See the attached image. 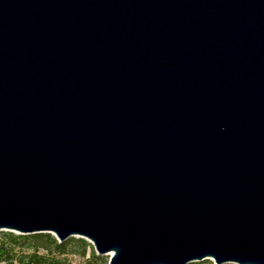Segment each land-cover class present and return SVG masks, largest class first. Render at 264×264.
I'll return each mask as SVG.
<instances>
[{
	"label": "water",
	"instance_id": "water-1",
	"mask_svg": "<svg viewBox=\"0 0 264 264\" xmlns=\"http://www.w3.org/2000/svg\"><path fill=\"white\" fill-rule=\"evenodd\" d=\"M0 230L264 264V0H0Z\"/></svg>",
	"mask_w": 264,
	"mask_h": 264
},
{
	"label": "trees",
	"instance_id": "trees-1",
	"mask_svg": "<svg viewBox=\"0 0 264 264\" xmlns=\"http://www.w3.org/2000/svg\"><path fill=\"white\" fill-rule=\"evenodd\" d=\"M19 245L26 247L19 256H15V249ZM76 246L84 256L87 248H90L89 257L79 264H107L108 257L97 255L89 243L83 239L67 238L58 242L49 233L16 234L5 232L0 237V264H66L62 255L67 248ZM71 264V263H67Z\"/></svg>",
	"mask_w": 264,
	"mask_h": 264
},
{
	"label": "rangeland",
	"instance_id": "rangeland-1",
	"mask_svg": "<svg viewBox=\"0 0 264 264\" xmlns=\"http://www.w3.org/2000/svg\"><path fill=\"white\" fill-rule=\"evenodd\" d=\"M5 232H11V231H8V230H0V237H1V234L2 233H5ZM13 233H15V232H13ZM49 234H51V233H49ZM52 236L54 237V235H52ZM71 238H74V239H83L85 242L89 243L87 239L82 238V237H79V236H72ZM91 247H92V245H91ZM25 249H26V247L24 245H19L18 247H16V249H15V256L17 257V256H19V254H22L25 251ZM66 250H67L68 253H65L64 255H62L63 261L66 264L67 263L79 264L80 262H82L83 260H85V258L89 257V252H90L91 249L90 248H87L86 253H85L84 256L81 255V250L78 247H76V246L71 247V250L72 251H70V248H67ZM92 250L94 251L93 247H92ZM103 256L109 257V255H103ZM92 264H94V263H92ZM187 264H214V262L212 260H210V259H203V260H199V261L189 262ZM224 264H233V263H224Z\"/></svg>",
	"mask_w": 264,
	"mask_h": 264
}]
</instances>
